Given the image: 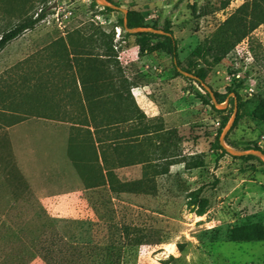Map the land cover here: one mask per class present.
Here are the masks:
<instances>
[{"label":"rangeland","instance_id":"374dc122","mask_svg":"<svg viewBox=\"0 0 264 264\" xmlns=\"http://www.w3.org/2000/svg\"><path fill=\"white\" fill-rule=\"evenodd\" d=\"M114 1L176 59L97 0H0V37L45 13L0 52V264H264V163L220 143L237 102L264 150V0Z\"/></svg>","mask_w":264,"mask_h":264},{"label":"trees","instance_id":"16d2710c","mask_svg":"<svg viewBox=\"0 0 264 264\" xmlns=\"http://www.w3.org/2000/svg\"><path fill=\"white\" fill-rule=\"evenodd\" d=\"M111 2L116 3L114 0H108ZM117 4V3H116ZM108 7V6H107ZM110 8V7H108ZM45 18V13L44 11H41L40 13H38L37 16L35 17H30L22 22L17 23L15 26H13L12 28H10L9 30L5 31L1 37H0V52L6 48V46L8 44H10L13 40L17 39L18 37H20L24 32H26L29 29H33L41 20H43ZM123 22V21H122ZM128 22H129V26L130 27H135V26H147V25H142L141 23H138L134 20V18L130 15V13L128 12ZM167 27L164 29L165 31L171 33L170 35L168 34H160V36H163L166 38V40L168 41V46H169V53L173 56V58L176 59L177 57V48H176V41H175V37L172 33V31L170 30L169 26L171 24L170 20H167ZM123 25V23H122ZM153 27V26H152ZM184 69V68H183ZM186 70V69H185ZM188 71V70H187ZM196 74V73H195ZM197 75V74H196ZM199 76V75H198ZM200 77V76H199ZM201 78V77H200ZM209 93V92H208ZM210 95V94H209ZM215 95L218 99L219 102H224L226 101L225 97H227V94H222L219 93L217 91H215ZM255 115L259 118H264V102L261 103L255 110ZM4 120L13 117L12 115H8V114H4ZM15 118L13 119L15 122L22 120L23 118L20 117L19 115L14 116ZM230 133V132H229ZM228 137V135H227ZM227 137H226V141H227ZM223 147V146H222ZM224 149V147H223ZM245 150L248 149H257V150H262L258 145L255 146H248L246 148H244ZM225 150V149H224ZM264 152V150H262ZM239 157V156H236ZM239 158H241L242 160H251V159H257L260 162L264 163V160L254 154H248V155H243L240 156ZM85 225L87 227L93 228L94 225H92L91 223H85Z\"/></svg>","mask_w":264,"mask_h":264},{"label":"water","instance_id":"95a60500","mask_svg":"<svg viewBox=\"0 0 264 264\" xmlns=\"http://www.w3.org/2000/svg\"><path fill=\"white\" fill-rule=\"evenodd\" d=\"M97 1L99 3H101L105 7L108 6V7L123 11V13L125 15V17H124V27H125V29L128 32H133V33L134 32H155V33L168 34V35L171 34V33L167 32V31H165L164 29L155 28V27H152V26L130 27L129 26V22H128V12L129 11L127 9L121 7L120 5H118V4L114 3V2L108 1V0H97ZM177 67H178V70L181 73H183L184 75L189 76V77H191L193 79H196V80L200 81L202 83V85L204 86V88L209 92V94H210L213 102L215 103V105H217L219 108H226L228 106V99L226 101L222 102V103L219 102L217 97H216V95H215V91L202 78H200L195 73H192L190 71H187V70L183 69L180 66H177ZM237 113H238V105H237V102H236L234 114H233L231 120L229 121V123L227 124V126L224 128V130L222 131V133L220 135V143H221V145L224 147V149L227 152H229L230 154H232L234 156H239L240 157V156H243V155L254 154V155H257V156L261 157L264 160V152L262 150H257V149H248V150L238 149V148H235L233 146H230L227 143L226 137L229 134V132L231 131L233 125H234Z\"/></svg>","mask_w":264,"mask_h":264}]
</instances>
